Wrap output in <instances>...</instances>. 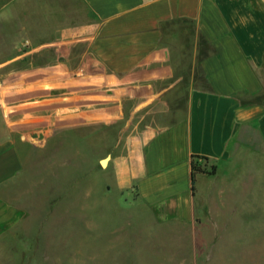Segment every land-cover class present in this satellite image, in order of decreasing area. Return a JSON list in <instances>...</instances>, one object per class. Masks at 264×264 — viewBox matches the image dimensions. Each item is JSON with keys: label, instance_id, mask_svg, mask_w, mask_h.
<instances>
[{"label": "crops", "instance_id": "obj_1", "mask_svg": "<svg viewBox=\"0 0 264 264\" xmlns=\"http://www.w3.org/2000/svg\"><path fill=\"white\" fill-rule=\"evenodd\" d=\"M0 23L5 46L17 39L0 49V264L41 226L25 191L66 189L73 136L89 160L90 128L117 120L137 121L77 167L103 173L102 194L169 225L204 230L231 207L264 228V0H0ZM193 156L216 167L195 190Z\"/></svg>", "mask_w": 264, "mask_h": 264}, {"label": "rangeland", "instance_id": "obj_2", "mask_svg": "<svg viewBox=\"0 0 264 264\" xmlns=\"http://www.w3.org/2000/svg\"><path fill=\"white\" fill-rule=\"evenodd\" d=\"M16 41L7 39L5 46L0 34V49L7 47L10 52ZM3 57L5 54H0V59ZM179 96L177 88L173 114L180 105ZM140 115L135 114V118ZM135 121L117 120L91 127L89 144L95 157L89 160L85 155L77 156L73 136L72 183L64 189L58 180L49 195L47 180H37L32 184L33 192L25 191L24 196L33 195L40 207L41 226L36 223L37 228L20 233L15 248L17 262L8 264H264V228L253 221L256 216L240 215L238 209L229 207L225 209L229 221L221 225L208 224L204 230H194L190 224L169 225L139 205L117 200L114 194H102L99 183L104 181L103 173L89 171L82 178L77 167L109 155L123 135L134 129ZM91 180L95 189L90 195L86 187ZM57 194L61 198L50 205L46 198L55 200ZM245 219L253 229L242 228ZM29 222L31 218H27V229ZM4 250L9 252V248Z\"/></svg>", "mask_w": 264, "mask_h": 264}, {"label": "trees", "instance_id": "obj_3", "mask_svg": "<svg viewBox=\"0 0 264 264\" xmlns=\"http://www.w3.org/2000/svg\"><path fill=\"white\" fill-rule=\"evenodd\" d=\"M196 159H203L206 162L208 161L207 158L202 157V156H193L192 159V188L193 190H195V183H196V176L199 173H203V174H208V175H213L216 173V167L213 166L210 168V170H208V168L206 166H198L197 163L195 162Z\"/></svg>", "mask_w": 264, "mask_h": 264}, {"label": "water", "instance_id": "obj_4", "mask_svg": "<svg viewBox=\"0 0 264 264\" xmlns=\"http://www.w3.org/2000/svg\"><path fill=\"white\" fill-rule=\"evenodd\" d=\"M107 160H108V157H106V158H104L103 160H101V165H102V166H105Z\"/></svg>", "mask_w": 264, "mask_h": 264}, {"label": "bare ground", "instance_id": "obj_5", "mask_svg": "<svg viewBox=\"0 0 264 264\" xmlns=\"http://www.w3.org/2000/svg\"><path fill=\"white\" fill-rule=\"evenodd\" d=\"M107 163V162H106Z\"/></svg>", "mask_w": 264, "mask_h": 264}]
</instances>
